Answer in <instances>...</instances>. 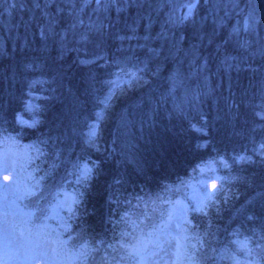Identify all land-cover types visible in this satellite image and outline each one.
Here are the masks:
<instances>
[{
  "label": "trees",
  "instance_id": "1",
  "mask_svg": "<svg viewBox=\"0 0 264 264\" xmlns=\"http://www.w3.org/2000/svg\"><path fill=\"white\" fill-rule=\"evenodd\" d=\"M190 3L0 0V133L21 152L37 145L44 153L15 166L24 186L39 181L47 199L20 203L40 220L47 216L42 204L57 215V191L79 187L73 166L95 164L76 214L62 213L69 231L61 238L72 237L70 248L105 241L93 253L96 264L123 227L121 215L143 212L129 200L185 197L180 182L213 160L222 190L206 214L187 216L190 243L205 242L195 255L202 264H228L217 257L227 251L243 259L234 242L247 238L253 255L264 257V0H199L184 20ZM122 69H139L140 79L105 107L109 82ZM33 84L38 94L29 110ZM18 115L33 116L34 126L19 124ZM157 204L166 216L168 203ZM159 219L157 211L149 226ZM56 221L48 224L56 229Z\"/></svg>",
  "mask_w": 264,
  "mask_h": 264
},
{
  "label": "snow or ice",
  "instance_id": "2",
  "mask_svg": "<svg viewBox=\"0 0 264 264\" xmlns=\"http://www.w3.org/2000/svg\"><path fill=\"white\" fill-rule=\"evenodd\" d=\"M97 4L101 3V0H95ZM114 2V0H113ZM199 3V0H191L190 6L187 12L183 15V19L187 20L191 17L192 12ZM38 6V5H37ZM253 25L249 24L248 19H245L244 30H251ZM139 69L136 71L132 70H121L117 74V78L110 81V91L109 95L105 97L104 103L105 107L108 106L112 97L116 94L118 90H123V85H131L133 82L138 81L140 77L137 75ZM29 110H32L33 105L29 102L27 105ZM261 119H264V113H258ZM103 118V113H97V119ZM17 122L21 125H28L29 127L34 126L35 121L29 124L21 116H17ZM96 136V127L93 126L89 132V142H94ZM11 144L13 148H0V170L7 167L9 162V157H12L11 163L15 166L18 163L31 164L36 158L43 155L44 153L37 145L27 146L20 151V146L16 144L15 138L7 137L2 138V133H0V144ZM264 148V145H262ZM31 153H35L32 156ZM264 155V152L261 153ZM237 159L245 160L248 159L246 156H239ZM220 163L227 167V163L220 158ZM216 161H209L208 163L199 164L193 169L192 179L197 176L200 177V182L203 184L206 178V173L211 172L214 169ZM56 165L53 164V168ZM95 164L89 166L87 163L83 165H74L73 172L69 175H75V184L79 187L72 194L66 192L63 193V199H60L61 191H57L55 198L59 201L58 207L65 209L71 219L76 214V208L80 204L83 193L80 191V187H86L87 183L92 179L93 169ZM14 170V167H13ZM34 179V177H30ZM180 186L191 187L189 182L181 181ZM6 187V186H4ZM223 182L218 186L213 183L212 190L208 191L207 188H201L200 191L203 192L202 196L196 197V205L192 209L194 211H199L206 214V210L215 203V198L222 190ZM179 189H177L178 191ZM26 196L36 197L37 203L42 199H47L42 191V186L39 181H36L33 185L28 187L25 192ZM51 195V194H50ZM137 204L132 205L129 200L128 204L130 208L139 209L143 205V212H133L126 211L121 215L119 221L116 224L122 225L118 236H114V240L107 243V247L104 249V256L102 257L99 264H202V259L195 255V251L205 247V242L203 240L199 241L198 246L193 245L194 249L191 254H189V248L185 243L187 241V228L185 227L182 232H178L176 235L173 234L172 224L175 217V210L177 207L182 209V204L180 201H176L175 205L171 201H166L162 196H158L155 200L149 199L145 200L143 197L138 196ZM160 204L168 203L169 209L165 216L164 210L158 207L157 202ZM160 212L159 223H149L153 220L155 213ZM186 215V211L182 209ZM26 224H36V221L40 223L34 228L29 230V238L25 240V234L22 231L20 233V238L16 241V246L12 247V242L10 241L5 229L0 226V264H5V259H15L21 261V264H26V261L30 259L27 254V250L30 248H47L51 245V257L53 262L68 261L70 264H96L95 256L93 253H98L104 246L105 241L100 240L95 242V246H91L87 243L80 245L78 248H70L69 241L72 237L69 235L68 239H62V233L52 228L48 224V220L54 218L53 216H44L43 220L36 216V213L29 212L26 213ZM35 218V219H34ZM187 223L185 219V224ZM59 227L63 229V232L69 231V225L66 222L61 221ZM177 230L181 228L180 224L176 225ZM35 233V240L31 239L32 233ZM237 247L240 251L244 252L246 256L252 257L248 260L246 264H264V257L259 255L254 256V249L250 247L251 241L245 239L244 241H235ZM261 245L257 243L256 248H260ZM174 249V251H173ZM21 251H24V255L21 256ZM11 253V255H9ZM215 255V250H212V255L208 259H213ZM218 260L228 259L232 261V264H241V261L235 257L229 255L227 251L222 253Z\"/></svg>",
  "mask_w": 264,
  "mask_h": 264
},
{
  "label": "rangeland",
  "instance_id": "3",
  "mask_svg": "<svg viewBox=\"0 0 264 264\" xmlns=\"http://www.w3.org/2000/svg\"><path fill=\"white\" fill-rule=\"evenodd\" d=\"M110 91V88H109ZM109 91H108V95H109ZM37 90L35 89V85L33 84L32 86H30L28 93H27V104L30 102L31 104L34 103L36 101V95H37ZM27 114H30L31 112L29 110H26ZM21 116L25 121L31 122L33 121L35 118L33 116H31V118H28L27 116ZM92 127H90V129H88L87 133L89 137V132L91 130ZM4 148H11L9 146H6ZM14 150V149H13ZM12 157H9V162L6 168H4L3 170H0V226H2L5 229L6 234L8 235L10 241L12 242V247L14 248L16 246V241L20 238V233L23 231L25 234V240H27L29 238V229H28V225L26 224V212L25 209L23 208V205L20 203L21 200L24 199V197L26 198L25 192L27 187H25L24 183L17 178V174H18V168L16 166H13V164L11 163ZM19 164V163H18ZM85 164V163H83ZM82 164V165H83ZM14 167V170H13ZM217 173L212 170L211 172L206 173V178L203 181V184H201L200 182V177L197 176L195 179H191L189 181V184L191 185V187H186V195L185 197H176L173 200H171V203L173 205H175L176 201H180L182 204V209L187 210L186 211V215L184 214V212L182 211V209L180 207H177L175 210V217L173 220V224H172V229H173V234L176 235L178 232H182L183 229L186 227L188 228V214L190 211H194L192 210L195 205H196V197L197 196H202L203 192L200 191L201 188H207L208 191L212 190V185L213 183L217 184ZM6 186V187H4ZM66 192L68 194H72L73 192L71 190H66L63 191V193ZM63 193L60 196V199H63ZM43 203V202H42ZM41 203V204H42ZM58 204H56L57 207V215L55 214L54 208H47L46 204H42V208L46 210V215L47 216H54L56 215L54 218L57 219L56 221V230L60 231L62 234L63 229L59 227V224L61 221L64 222L63 217H62V213L65 214V212H67L65 209L59 208L57 206ZM169 209V204H167V209L166 212ZM199 212V211H196ZM37 217H40L41 214L36 215ZM185 219L187 221V223L185 224ZM10 220L15 221L14 223H10ZM40 223V221H36V225H38ZM180 224L181 228L179 230H177L176 225ZM35 227L32 226V228L30 229H34ZM187 235V241L185 242L189 248V254H191V252L193 251L192 246L194 244L190 243L189 240V236ZM32 240H35V233L33 231L32 236H31ZM235 241H242V240H235ZM51 245H49L47 248H30L29 252H27V254H29L28 256L30 257L29 260L26 261V264H61V262H53L50 257L52 255L51 253ZM174 251V249H173ZM11 255V253L9 254ZM20 255L22 256V254L20 253ZM243 255V259H241V257H235L236 259H238L239 261H241V264H246V262L252 258H249L245 255L244 252H242ZM0 259H4L3 257H0ZM5 264H21V261L19 260H15V259H5ZM62 264H70V262L68 261H63ZM186 264V262H185ZM228 264H232V261L230 260V262Z\"/></svg>",
  "mask_w": 264,
  "mask_h": 264
}]
</instances>
